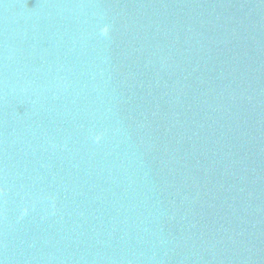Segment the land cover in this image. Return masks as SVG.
I'll return each mask as SVG.
<instances>
[{
    "label": "water",
    "instance_id": "1",
    "mask_svg": "<svg viewBox=\"0 0 264 264\" xmlns=\"http://www.w3.org/2000/svg\"><path fill=\"white\" fill-rule=\"evenodd\" d=\"M0 264H264V0H0Z\"/></svg>",
    "mask_w": 264,
    "mask_h": 264
}]
</instances>
